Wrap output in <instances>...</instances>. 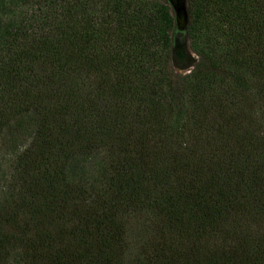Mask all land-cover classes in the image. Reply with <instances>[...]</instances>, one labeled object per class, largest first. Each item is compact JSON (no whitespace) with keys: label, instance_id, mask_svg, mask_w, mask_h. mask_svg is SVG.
<instances>
[{"label":"trees","instance_id":"1","mask_svg":"<svg viewBox=\"0 0 264 264\" xmlns=\"http://www.w3.org/2000/svg\"><path fill=\"white\" fill-rule=\"evenodd\" d=\"M186 16L179 75L166 0H0V264H264V0Z\"/></svg>","mask_w":264,"mask_h":264},{"label":"rangeland","instance_id":"2","mask_svg":"<svg viewBox=\"0 0 264 264\" xmlns=\"http://www.w3.org/2000/svg\"><path fill=\"white\" fill-rule=\"evenodd\" d=\"M170 6L171 14L174 18V29L171 33L173 70L179 75L189 73L197 63V56L189 48L185 37V28L187 22L186 0H166ZM16 151H10L6 145L0 146V201L4 197V188L9 180L10 169L13 163ZM100 160L95 157L87 159H78L71 164L72 173L77 177H87L98 181L100 178L99 167ZM130 228L136 227L140 222L138 215L130 216Z\"/></svg>","mask_w":264,"mask_h":264}]
</instances>
